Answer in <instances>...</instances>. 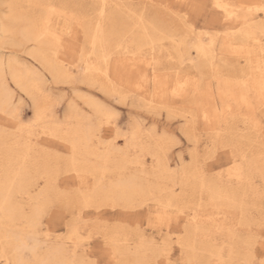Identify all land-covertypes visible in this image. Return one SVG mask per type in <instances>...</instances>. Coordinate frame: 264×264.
I'll use <instances>...</instances> for the list:
<instances>
[{
  "label": "bare ground",
  "instance_id": "obj_1",
  "mask_svg": "<svg viewBox=\"0 0 264 264\" xmlns=\"http://www.w3.org/2000/svg\"><path fill=\"white\" fill-rule=\"evenodd\" d=\"M24 2L32 4L36 12L30 15L24 11L23 0H0V105L6 98L14 102L13 91L9 85V81H12L32 98L34 118L38 113L42 117L41 134L45 128L51 131L58 124L63 126L59 139L68 144L70 151V142H75L77 156L81 161L74 167L64 164V170L74 172L80 190L94 194L93 203L99 207H92L93 209L132 208L138 200L141 202L150 199L156 189L159 194L154 199L152 212L149 213L153 215L156 223L165 226L170 219L169 211L177 206L178 200L166 185L167 181H175L176 173L170 169L167 161L163 138H156L153 147L143 146L139 142L141 132L136 129L128 144L132 148L139 147L141 153L150 154L156 159L154 174L157 183L145 182L136 174L123 176L122 172L117 179L106 180L112 169L125 170L129 163L141 165L140 158L131 161L126 153L119 155L117 149L102 141L110 131L107 117L112 114L111 110L102 103L89 99L86 104L92 109L93 118L80 113L76 106H71L64 122L46 121L47 112L41 100L44 76L17 57L6 58L1 49L9 45L22 48L31 44L33 49L27 54L56 83L77 81L76 71L81 75L79 81L91 86L99 85L108 95L118 93L119 88H122L132 91L150 106L169 107L172 101H183L190 97L191 102L186 107L184 117L189 118L192 127L202 122L207 132L212 134V141L217 138L224 141L219 129L221 124L229 125L233 120H237L236 128L239 123L242 124L247 134L241 135V139L245 140L244 144L248 145L250 151L247 154L242 147L235 146L241 159L245 155L248 158L244 162L243 180L237 179L235 174L231 178L226 174V179L203 178L197 171L189 173L185 169L181 174V183L198 187L206 199L205 205H200L196 211L183 218L188 223L186 237L180 241L185 262L196 259L211 261L217 257L228 259L226 245L230 239L229 229L235 227L233 222L237 211L242 215L246 213L249 193L257 195L253 185L254 177L261 178L264 107L260 103V95L264 87V49L258 41L261 40L259 21L264 19V14L255 11V6L261 0H222L223 3L234 6L239 18L224 19L222 11L214 9L220 17L219 28L222 34L220 31L200 38V45L205 49L203 53L198 52L195 45L190 46L183 40V19L187 18L180 14L192 5V0L143 1L145 5H154L155 10L164 7L171 14L170 20L159 14V9L154 10V16L147 18L143 12L136 16L128 14L131 9H126L128 5L121 3V0H96L93 5L98 18L94 23L86 16H78L71 10H65L61 5L67 2L61 0L58 3L53 0ZM214 2L215 0H209L208 3L211 5ZM5 3L8 5L6 10L3 9ZM37 5H50L63 15L52 14L50 25H46L49 9ZM248 8H253V11L249 13ZM245 16L252 17L254 22L246 25ZM114 19L119 20V28ZM168 24H174L177 31H172ZM46 31L60 34L62 43H54L45 34ZM167 40L173 43L180 64L186 60L192 62V52L195 54L194 69L198 75L161 70L159 56L163 41ZM230 55L236 62V69L234 74L226 76L218 69L216 59L224 60ZM206 79L208 82H205ZM178 83L185 85V88L177 92ZM205 116L208 117L207 121ZM104 125L107 127L103 129ZM47 136L53 138L51 135ZM28 140L26 132L7 137L0 132V258H3L5 264L9 257L13 260L72 259L73 253L78 256L74 245L69 251L64 241L55 239L51 242L46 236L43 241L46 244L44 250L39 238V245L33 242V246L37 248L35 253L15 254L20 238L28 234L29 213L42 191L51 187L53 179L60 172L57 170L54 177L49 158L41 153L37 156L35 147L32 142L29 145ZM231 144L228 142L227 147L231 150L225 154L227 166L229 160L235 162L232 147L229 146ZM40 178L45 179L42 188L38 184ZM161 215L164 216L162 224L159 222ZM52 222L51 218L44 220L41 231L50 233ZM110 239L118 241L115 235ZM5 245L9 249L7 253ZM149 248L141 242L131 258L133 262L145 260Z\"/></svg>",
  "mask_w": 264,
  "mask_h": 264
},
{
  "label": "rangeland",
  "instance_id": "obj_2",
  "mask_svg": "<svg viewBox=\"0 0 264 264\" xmlns=\"http://www.w3.org/2000/svg\"><path fill=\"white\" fill-rule=\"evenodd\" d=\"M53 1L58 3L60 0ZM61 1L67 2L64 5L60 4L65 10H71L78 16H86L87 19H90L93 23L98 18V13L96 12L97 10L93 5L96 0ZM143 1L145 2L146 0H121V3L128 5L125 8L128 10L129 8L131 9V12H127L130 15L135 14L136 16L143 12L147 18H150L151 15L154 16V12L159 8L155 10L154 5L153 7L145 5L143 4ZM208 2L209 0H192V5L196 3H205L209 5L210 9L211 5ZM7 6L8 5L5 3L3 9L6 10ZM22 6L23 10L27 11L30 15L36 12L35 7L32 4L24 2V0ZM187 8L188 9L186 11L184 10L180 15L182 17L186 16L189 22L196 26L197 32L204 31L212 35L221 31L220 33L222 34V30L219 28L220 19L214 25L209 27L205 25L201 14H197L193 8ZM157 12H159V14L161 13L164 18L170 20L169 15L171 14L164 7H161ZM163 13L167 14V16ZM114 22L117 23V28H119V20L114 19ZM74 25L75 24H73V26ZM168 27H170L172 31H177L176 28L178 25L176 23V28L174 24L169 25ZM176 39L178 38L176 37ZM172 44L173 43L168 40L163 41L159 56L162 62L160 66L161 70L165 72L168 71L170 73L179 72L183 75H198L194 69V64L196 63L195 54L192 52V62L186 60L184 63L180 64L176 58ZM32 49L33 46L31 44L22 48L9 45L7 48L1 49V52L6 58L17 57L30 67L34 69L36 68L44 76L45 85L41 95V100L47 112L46 121L53 122V120H56L59 123L64 122L65 115L68 113L71 106H76L80 113L93 118L94 113L86 104L87 100L93 99L94 101H98V103L100 102L105 105L111 110L112 114H115V118L108 125L110 131H108L107 135L102 138V141L117 149V154L126 153L131 161L139 160L138 158H140L141 165L140 163H129L125 170L123 169L120 171L112 169V171L107 174L106 180H115L119 177L120 172H122L123 176L136 174L145 182H151L152 184L157 183L156 175L154 174V168L157 164L156 159L150 154L141 153L139 147L132 148L128 146L132 132L136 131V129H139L141 132L139 142L143 146L153 147L155 145L154 141H156V138H163L165 148L167 150V161L171 167L170 169L176 173L175 181H167L166 185L169 188L168 190L176 196L178 203L176 207L171 208L169 211L170 219L165 226H160L156 223L157 221L152 217L153 215L151 216L149 213L152 212V207L155 204L154 199L159 194L156 189L150 199L141 202L138 200L132 208L105 207L99 210H95L93 208L87 209L85 220L93 221V223L87 224L82 228L84 230H82V235L84 233L90 234V238H85L84 243L87 245V252L91 254V258L95 259L99 257L105 261L115 260L118 264H130V262H133L131 258L136 251L137 246L141 242H144L150 247L152 241L159 242L163 239H167L170 242V258L174 262L179 261L180 264H185V254L182 250L180 241L186 237V228L188 223L184 221L183 218L187 214H192L196 211L200 205H205L206 199L198 187L195 188L190 183V185L186 186L182 184L181 174L184 169L188 170L189 173L196 171L195 166H189L192 161L193 150L199 147V149L203 151L205 145L212 142V134L207 132L202 122L196 123L192 127L189 122V118L184 117L186 107L191 102L190 97L185 98L183 100L184 102L180 99L172 101L169 107H165L163 105L150 106L142 101V99L135 95L132 91L122 88H119L118 93L108 95L100 89L99 85L91 86L85 82L79 81L78 79L81 75L76 71L75 75L77 81L75 80L71 83H56L52 79L51 75L27 54V52ZM225 58L226 59L224 60L223 58L221 60L216 59L218 62L217 65L219 66L218 69L223 75L230 76L234 74V70L236 69L234 66H236V62L233 61V57L231 55ZM206 81L208 82V79H206L205 82ZM213 84H215V82H213ZM9 85L10 89L13 91V101L15 103H19L20 100H23L22 116L24 120L26 122L32 120L34 118V104L32 98L24 91H21V89L18 88L12 81H9ZM213 88L214 87H212V89ZM73 123H75L74 120ZM2 124L3 121L0 120V125ZM236 124L237 120L230 121L229 125H225L224 123L221 124L219 128L220 133L224 136V141L232 143L234 146L239 145L243 148L244 152L248 154V152H250L249 147L244 144L245 140L241 139V135H246L247 131L243 130L241 123L238 124V128H236ZM228 126H230L229 130ZM106 127L107 126L104 125L103 129ZM185 128H188L192 132V137L188 136V133L185 132ZM41 131L42 129L40 127V132ZM117 132H119V138H116ZM164 133L176 136L179 142L177 144H172L169 140L163 137ZM197 137H199L200 140L199 145L195 142ZM31 142L35 147V153L37 156L41 153L49 158L48 160L51 169H53L51 165L53 156L51 153H61L67 156L70 152L68 144L59 138H49L47 135L39 134L33 136L31 138ZM232 144L229 146H232ZM230 150V147H221L219 151L214 153L213 158L209 161L207 166L208 178L214 180L219 178L226 179V174L223 176H213L212 174L219 173L222 169L229 167L225 164V152H229ZM59 170L60 172L55 177V181L59 187L62 186L68 190L80 189L79 183H77L74 177V172H65L64 165H62ZM44 183L45 179L40 178L38 180L40 188L43 187ZM262 184H264V181L259 176H255L253 179V185L256 188L257 195L253 196L249 193L247 198V211L244 215L237 211V216L234 219L235 222H233L234 226L239 224L241 216H244L246 220L248 217H251L256 221L259 220ZM61 215L63 217L62 219L58 218L52 222L50 232L52 235L51 238H48L51 242L54 241L57 236L63 235L67 232L66 224H69L72 219V212L70 208L65 210ZM46 219L48 218H45V220ZM150 222L152 223L151 227L149 226ZM256 230L259 231L258 224L256 225ZM113 235H115L118 242H120L118 245L119 250L110 252L105 246V237L107 236L108 238H111ZM39 238L41 240L42 250H44L46 244L43 243V241L46 238L43 235ZM66 244L67 242H65V246ZM66 248L69 251L72 250V246L70 248ZM149 249L147 253L149 252ZM199 253L204 254L203 252ZM77 255L79 256L80 253ZM148 258L150 257L147 255L146 259ZM0 264H5L3 258H0Z\"/></svg>",
  "mask_w": 264,
  "mask_h": 264
},
{
  "label": "snow or ice",
  "instance_id": "obj_3",
  "mask_svg": "<svg viewBox=\"0 0 264 264\" xmlns=\"http://www.w3.org/2000/svg\"><path fill=\"white\" fill-rule=\"evenodd\" d=\"M37 7H47L49 9V16L45 20L46 25H50L52 14L63 15V13H57V10L52 6L46 5H37ZM190 8H193L197 14L203 16L206 26L214 25L219 19V15L212 11L214 9H219L224 14V19L239 18L234 10V6L223 3L222 0H215L211 4L210 9L209 5L205 3H196L194 5H189ZM245 7V6H241ZM247 11L251 13L253 8H248ZM255 11L264 14V0H261V3L258 6H255ZM183 19V18H182ZM244 22L246 25L253 23L254 20L250 16L244 17ZM260 33L261 40L258 43H261V48L264 49V19H260ZM184 32L183 40L187 44L195 45L198 52L203 53L205 49L200 45V38H203L210 33L201 31L197 33L196 26L190 23L187 19H183V28ZM47 36L56 44L62 43V36L60 34L46 31ZM185 88L183 84H177V92ZM23 91V89H21ZM174 95L176 92L173 93ZM260 103L264 107V87H262L260 95ZM22 106L23 100H20L19 103L8 101L7 98L5 102L0 105V120L3 121V124L0 125V132H2L6 137L19 134L21 132H26L29 140V145L31 144V138L35 135L41 134L40 125L42 121L41 115L38 113L35 118L29 121H25L22 116ZM115 118V114H110L107 119L108 122ZM205 120H208V117L205 116ZM185 132L188 133L189 137H192V132L185 128ZM63 133V126L56 125L54 129L49 131L47 128L44 129L43 135H51L53 138H59ZM163 137L169 140L172 144H177L179 141L176 136L164 133ZM119 138V132H117V137ZM197 145H199V137L196 138ZM224 146L227 147V141H221L220 139H215L211 143L205 145L203 151L197 147L192 152V161L189 166H195L197 174L203 178H207L208 169L207 166L209 161L213 158L214 153L219 151L220 148ZM71 151L67 156L61 153H51L53 160L51 162L53 168V176L59 170L62 165L67 164L69 166H76L81 161L77 156V147L75 142H70ZM232 147V153L235 157V162L229 160V167L222 169L219 173H213V176H223L227 174L230 178L233 174L236 175L237 179H244V162L247 161V156L245 155L243 159L236 153L235 146ZM227 154V152H225ZM261 179L264 180V153L261 156ZM95 196L93 193L88 191H82L80 189L75 190H61L59 185L53 179L50 188H46L39 196L37 203L34 208L29 213L30 228L28 234L25 237L20 238V243L15 249V254L19 255L20 253L29 254L35 253L37 248L33 246V242H36V245H39V237L41 235L51 238V233H43L41 231L42 224L45 218H51L56 220L58 218L62 219V213L71 208L72 209V219L67 225V232L63 235L57 236L56 239L59 241L67 242L66 247L75 246L76 252L80 253L79 256H76L73 253L72 259L66 260H36L32 258H18L16 260L7 259V264H118L117 261H105L99 257L93 259L91 254L87 252V245L84 243L85 238H90V234L84 233L82 235V228L93 221L85 220L86 210L92 207H99V205L94 204L93 201ZM159 222L162 224L164 222V216L159 217ZM259 226V231L256 230V225ZM149 226H152L150 222ZM229 243L226 245L228 259H223L217 257L211 261L206 260H192L187 261L185 264H264V184L261 186V208H260V217L256 221L251 217H248L247 220L244 216H241L240 223L237 224L234 228L229 229ZM120 242L115 239H110L107 236L105 237V246L109 249L110 252H115L118 248ZM169 241L163 239L159 242L152 241L150 245L149 252L147 255L150 257L141 261L130 262V264H180L179 261L174 262L170 258V248ZM183 247V245H181ZM8 246L5 245V253L8 252ZM223 251V250H222Z\"/></svg>",
  "mask_w": 264,
  "mask_h": 264
}]
</instances>
